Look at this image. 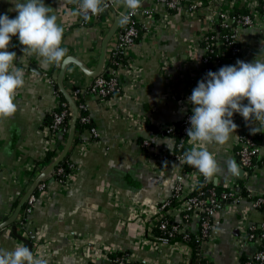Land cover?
Segmentation results:
<instances>
[{"label": "crops", "instance_id": "0c3cea01", "mask_svg": "<svg viewBox=\"0 0 264 264\" xmlns=\"http://www.w3.org/2000/svg\"><path fill=\"white\" fill-rule=\"evenodd\" d=\"M200 1L184 0L179 9L170 11L157 0H142V7L154 8L155 12L138 19L140 37L129 49V64L113 71L119 77L121 94L108 103L86 90L96 77L104 51L100 73L107 68L119 28L110 33L125 6L116 4L84 25L76 14L75 3L44 0L64 28L61 46L68 52L59 66L47 64L36 54H24L25 46L18 35L12 37L8 51L17 54L15 63L25 72V85L17 92V112L0 119V225L13 218L27 192L66 146L72 119L66 136L62 131L53 136L51 149L56 147L57 154L52 162L37 166L51 142L48 128L60 101L49 74L58 85L64 62L63 86L74 102L72 88L84 92L85 109L98 133L94 137L86 131L82 141L76 145L73 142L69 152L75 167L73 181L61 184L47 175L46 188L28 214L26 228L17 223L24 216L23 207L16 217L18 233L32 242V251L45 257L48 264H113V249L129 254L135 261L152 264H185L191 258L185 243L160 245L150 232L157 224L158 205L176 199L178 187L180 198H186L196 189L201 173L198 169L184 171L182 164L170 156L175 137L154 133L148 122L165 127L183 120L187 110L192 112L194 105L188 98L204 79L201 35L207 17L204 6L194 12L187 8ZM243 5L245 0H238L236 6ZM2 14L10 18L18 15L12 0H0ZM238 42L246 48L245 62H254L258 57L264 60L261 28H240ZM140 118L144 126L137 124ZM233 118L238 125L236 133L226 144L208 148L222 164L234 159L244 173L223 172L211 181L224 186L242 179L254 194L263 192L264 140L253 170L246 172L237 154L239 134L252 133L251 128L257 125L245 121L239 113ZM145 139L153 142L149 149L142 145ZM15 201L18 203L13 208ZM173 220L191 232L200 229L198 214L186 219L183 212H176ZM263 222L264 211L253 206L250 198L243 197L233 206L226 203L213 215V239L207 242L204 257L211 264H246L245 259L264 250V239L251 240L247 236L251 225L260 232ZM18 245L27 246L15 237L11 225L1 227L0 248L11 251ZM89 246L94 247L93 257L87 255Z\"/></svg>", "mask_w": 264, "mask_h": 264}, {"label": "clouds", "instance_id": "9594fccd", "mask_svg": "<svg viewBox=\"0 0 264 264\" xmlns=\"http://www.w3.org/2000/svg\"><path fill=\"white\" fill-rule=\"evenodd\" d=\"M12 2L18 15L15 18L0 15V119L10 118L17 112V92L25 85V72L15 63L17 54L8 51L13 36L18 35L20 43L25 46L24 54L43 57L49 65H61L68 52L61 46L64 28L57 22L58 17L52 7L47 6L44 0ZM70 2L77 5L76 14L85 20L103 13L107 7L106 0ZM111 2L122 4L132 13L142 6V0ZM245 100L247 104L243 103ZM188 101L194 105L193 115L189 117L191 127L187 129L193 147L184 153V162L198 169L206 180H212L223 172L239 175L234 159L222 164L208 146L226 144L236 133L235 113L257 125L251 128L253 134L264 131V60L259 57L254 62L237 60L235 65L208 71ZM0 264H48V260L29 247L18 245L11 251L0 248Z\"/></svg>", "mask_w": 264, "mask_h": 264}, {"label": "built area", "instance_id": "2783aa9c", "mask_svg": "<svg viewBox=\"0 0 264 264\" xmlns=\"http://www.w3.org/2000/svg\"><path fill=\"white\" fill-rule=\"evenodd\" d=\"M158 3L164 4L170 11L177 10L181 7L184 0H157ZM260 0H245V5H243L246 9L250 11L249 14H246L242 17L236 18L233 16L232 11L233 8L236 7L238 4V0H206V4H204L203 0L200 2L193 3L190 5L187 10L190 12L197 11L198 8L201 9L204 6V17H207V22L204 23L205 31L201 35L202 40V47H203V56H202V63H203V74L204 78L208 71H218L221 67L225 65H235L237 60H243L245 58V50L239 42H238V30L244 27H258L261 28L262 32L264 33V4L261 6L259 5ZM107 7L105 11L113 9L116 7V4H113L111 0H106ZM154 8L151 7H140L135 13H132L130 9L124 15L123 21L121 22L120 29L119 26V33L118 39L115 48L112 50L111 55H122L126 59V63H116L117 68H109L106 69L108 72V76L103 75L100 73L98 76L94 77L93 81L87 88V92L95 94L99 96L102 100L111 102L110 100L116 98L117 96H113L110 99H107L108 95H111L116 92H121V84L119 77L114 74V70L118 69L119 67H127L129 64V49L133 46L139 37L140 30L137 26L138 19L140 16L151 17L154 15ZM99 15H92L89 19L85 20L81 17L82 23L84 25H88L91 22V19L99 18ZM165 18V16H164ZM163 21L162 19H159ZM166 20V18H165ZM228 29L229 32L226 35H222V30ZM225 43H229L231 47V55L230 56H223V52L221 51V46ZM244 50V51H243ZM50 82L55 89V80L52 78V75L49 74ZM56 91V89H55ZM83 91L80 89H76L74 91L75 95H83ZM60 102V101H59ZM59 104V103H58ZM58 106V105H57ZM81 108H85V103L80 105ZM68 111L63 109L59 112H54L53 116V123L51 127H49V132L52 135L51 142L48 144V148L46 153L51 150V146L54 144L53 136L61 129L60 126L63 124ZM72 115V110L69 112ZM193 115V113L187 110V114L183 118V128L182 133L187 135V129L191 127L189 122V117ZM83 121H90L89 116H85L82 119ZM137 120V119H136ZM234 120V118H233ZM137 124L140 126H144L146 123L143 118L137 120ZM161 131H165L168 134L175 133L176 126L174 124H170L169 126L159 127ZM92 135L94 137L98 136L96 128L93 126L90 129ZM255 133V134H259ZM253 134V133H252ZM239 141L240 144L239 149L237 150V154L239 155V159L241 162L242 167L246 169L248 172V168L252 165L253 159L255 156L257 157L261 151V142L264 140V137L261 141H254L251 136H247L246 132H240L239 134ZM50 141V140H49ZM187 150H190L193 147V144L190 143L189 140L183 141ZM153 142L151 139H145L142 142L144 148L149 149L152 146ZM182 145V144H181ZM175 148V146H174ZM170 156L180 162L183 166V170L185 171L184 162V154H176L174 149L171 151ZM71 170L67 174L64 173L65 169L63 167L58 168L57 174L60 175L62 173L65 174L64 179L59 180L61 184H69L73 181L75 176V167L73 166L72 162L70 161ZM201 174V178H202ZM209 181V180H208ZM227 187V191L222 194L223 200H228L229 205H237L240 200L245 197L239 194V182L233 181L232 183L224 185ZM46 188V182L42 181L37 186V191L33 192L26 201L27 206L23 209V214L27 215L33 212V208L36 202L41 198ZM179 187L176 190V203L171 204L170 201H164L163 203L158 205V211L155 216L157 220V224L162 229H167L169 226L171 227L169 234L174 236V232L178 229V222H170L167 220L166 216H171L173 218L176 212H183V215L186 219L193 214H198L200 216V229L198 231L199 239H200V250L197 252V255L194 256V250L190 247L187 243H185L188 248L189 252L191 253V258L186 261L185 264H211L209 260H207L203 253L205 251V247L208 241L213 239L212 234V218L216 211H218L217 207L219 205L217 193L214 189L211 190L210 195L207 197L205 196L204 191H200L197 194H193V192L188 195L186 198H180ZM249 196L252 200L253 206L260 208L264 211V191L260 193L254 194L251 190H249ZM142 210V209H139ZM162 219V220H161ZM178 223V224H177ZM181 225V224H180ZM182 226V225H181ZM260 228L262 229L260 232L256 231V226L251 225L249 228V232L247 236L249 239H264V222L261 223ZM181 231H189L188 228L181 227ZM153 239L158 242L160 245L164 242L171 243V242H181L182 241H172L168 242L163 240L160 236L156 235L153 231L150 232ZM112 254H116L120 251L117 249H113L110 251ZM87 255L89 257H93L94 255V247L89 246L87 250ZM112 261V260H111ZM114 264H152L147 261H135L129 254H124L121 257L115 259ZM246 264H264V250L257 251L253 256H251Z\"/></svg>", "mask_w": 264, "mask_h": 264}, {"label": "trees", "instance_id": "16d2710c", "mask_svg": "<svg viewBox=\"0 0 264 264\" xmlns=\"http://www.w3.org/2000/svg\"><path fill=\"white\" fill-rule=\"evenodd\" d=\"M203 2H204V4H206V0H203ZM259 3H260L259 5L261 6L262 4H264V0H260ZM249 13H250V11L248 9H246L244 6H242V7L236 6L233 8V11H232L233 16H235L236 18L242 17V16L249 14ZM137 26L139 27V30H140V25L137 24ZM120 29H122V26H120ZM228 32H229L228 29H224V30H222L221 34L224 36V35L228 34ZM139 37H140V34H139ZM139 37H138V39H139ZM231 47L232 46L229 43H225L221 46V51L223 52V56H230L231 55ZM115 61H116V63L117 62L118 63H126V59L122 55H119V54H116L114 56L110 55V60L108 61V65H107L106 69L117 68L116 67L117 64H115ZM106 69L102 73H103V75L108 76V72H106ZM54 84H55V89H56V91L60 97V102H59L58 106L55 108L54 112H59L63 109H66L68 111V114L66 115L63 124L60 126L61 129L59 130V131L63 132V136H66L68 134L69 124H70V121L72 119V115L69 114V112H71V108H70V105L68 104L66 98L64 97L63 93L60 91L56 82ZM72 90H73L72 92H73V96H74L76 105L79 108V114H78L77 123H76V135H75V141H74V144L76 145L77 143H79L80 141L83 140V134L86 131H90L91 127L94 126V122L92 120H90V121H83L82 120L83 117L89 116L88 111L85 108L80 107V105L82 103L86 102L85 95H75L74 94V91L76 90L75 86L72 88ZM120 94H121V92L113 93L111 95H108L107 99H110L113 96H119ZM53 119H54V116L52 114L49 127H51V125L53 123ZM173 124L176 126V131H175V133H173V135L175 136V140H176L174 151L176 154H184L188 150H187V147L185 146L184 142H182V141H183V138L185 139V141L189 140V137H188V135H184L182 133V128H183L182 120L177 121ZM148 126L150 127L151 131H153L154 133H157L159 135H170V136H172V134H168L165 131H161L159 128L154 126L151 122H148ZM246 135L251 136V138L254 141H261L264 137V132L262 131L259 134H252V133L246 132ZM56 154H57V148L54 147L45 154V156L42 160L37 162V166L39 167L40 165H42L40 167H43V165L51 163L53 158L56 156ZM70 156H71V153L68 154L67 157L64 160H62L55 167L54 171L50 175L53 178V180L59 181L61 179H64L65 174L70 172V170H71ZM253 163H254V159H253ZM253 163L248 168L249 172L253 170V168H252ZM60 167H63L65 169V171H64L65 174L64 173H62L60 175L57 174V170ZM193 169H196V168L193 166H190L186 163L185 171L190 172ZM44 182H47V179H45ZM238 182H239V188H240L239 194L241 196H245V197L249 196V191H248V187L246 186V183H244V181L242 179H239ZM212 189H214V191L217 193V198H218V202H219L217 209L220 210L221 208H223L225 206L226 203L228 204V201L231 200V199H228V200L222 199V194L228 190L227 187H225L223 185L215 184L211 180L208 181L204 178V176H202V178H200V180L198 182L196 189L193 191V194H197L200 191H204L205 196L207 197L208 195H210ZM36 191H37V189H36ZM17 203H18L17 201L14 202L13 208H15L17 206ZM170 203L175 204L176 199L175 198L171 199ZM26 206H27V204L25 203V205L23 206V209ZM27 218H28V214L24 215L23 218L19 222H17L19 224V226L26 228ZM164 218H166L170 222H174V220L171 216H166ZM159 223L160 222H158V224H156L155 227L153 228V232L156 235L160 236L163 240L168 241V242H170V241H172V239H174L175 241H182L184 243H187L190 247L193 248L194 256L197 255V252L200 250V239H199V235L197 233H194L191 231L183 232L180 230V228L182 226L177 223L179 225L178 229L174 232V234H173L174 236H171L169 234L171 227L169 226L167 229H162L159 226ZM124 254H126V253L121 252V251L116 253V254H111L110 258L112 260V263L114 264L115 259L123 256ZM247 260L248 259H245L244 263H246Z\"/></svg>", "mask_w": 264, "mask_h": 264}, {"label": "water", "instance_id": "95a60500", "mask_svg": "<svg viewBox=\"0 0 264 264\" xmlns=\"http://www.w3.org/2000/svg\"><path fill=\"white\" fill-rule=\"evenodd\" d=\"M128 8H124V10L122 11V13L118 16L117 20L115 21L114 24V28L110 33V36L113 34V32L119 28L121 22L123 21L124 15L127 12ZM109 40V38L107 39V41ZM106 41V43H107ZM105 49V48H104ZM104 59H105V51L103 52V56L101 58V62H100V67L98 68V70L96 71L95 75L98 76L101 72V69L103 67L104 64ZM78 64L85 69V67L78 62ZM65 66H66V62H64V65L62 67V70L60 72L59 78H58V85L60 87V90L62 91V93L64 94L68 104L70 105V108L72 110V124H71V129H70V134L66 143V146L63 150V152L61 153V155L56 158L50 165L49 167L43 172V174L37 179V181L33 184V186L30 188V190L27 192L25 198L22 200L21 204L18 206V208L16 209L15 215L13 216V218H11L10 220L4 222L2 225H0L1 227L4 226H8L11 225L12 226V232L14 233L15 237H17L18 239L22 240L23 242H25L27 244V246L32 250V242L25 238L24 236H22L21 234L18 233L17 230V224H16V217L19 214L20 210L22 209L24 203L26 202V200L29 198V196L34 192V190L37 188L38 184L40 182H42L45 177L49 174H51L55 167L62 161L64 160L67 155L69 154L71 147L73 145L74 142V137H75V132H76V123H77V118H78V108L73 100V98L71 97V95L66 91L65 87L63 86V82H62V78H63V74L65 71ZM244 173L243 169L239 170V175H242Z\"/></svg>", "mask_w": 264, "mask_h": 264}]
</instances>
